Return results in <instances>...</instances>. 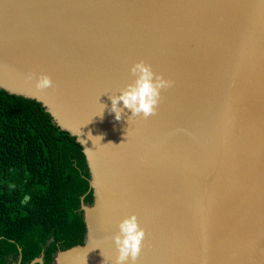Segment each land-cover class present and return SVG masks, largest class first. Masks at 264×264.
Instances as JSON below:
<instances>
[{"label":"water","instance_id":"obj_1","mask_svg":"<svg viewBox=\"0 0 264 264\" xmlns=\"http://www.w3.org/2000/svg\"><path fill=\"white\" fill-rule=\"evenodd\" d=\"M140 61L172 87L117 120L109 97ZM0 90L42 104L86 159V241L53 264H115L133 214L136 264H264V0H0Z\"/></svg>","mask_w":264,"mask_h":264},{"label":"trees","instance_id":"obj_2","mask_svg":"<svg viewBox=\"0 0 264 264\" xmlns=\"http://www.w3.org/2000/svg\"><path fill=\"white\" fill-rule=\"evenodd\" d=\"M89 180L81 145L42 104L0 90V264L84 246Z\"/></svg>","mask_w":264,"mask_h":264},{"label":"clouds","instance_id":"obj_3","mask_svg":"<svg viewBox=\"0 0 264 264\" xmlns=\"http://www.w3.org/2000/svg\"><path fill=\"white\" fill-rule=\"evenodd\" d=\"M130 71L135 77L134 83L129 84L118 96L109 97L111 111L115 113L117 120L121 119L124 109L130 110L132 117L142 115L143 118L147 119L156 114L161 91L172 87V81L156 75L151 66L143 61L134 64ZM28 79L31 80L33 77L29 76ZM51 87H53V81L48 75L42 74L35 78L37 91H44ZM121 102H123V108L119 107ZM118 227L119 233L113 237L117 250L115 264H136L145 232L140 228L138 219L134 214L123 219Z\"/></svg>","mask_w":264,"mask_h":264},{"label":"bare ground","instance_id":"obj_4","mask_svg":"<svg viewBox=\"0 0 264 264\" xmlns=\"http://www.w3.org/2000/svg\"><path fill=\"white\" fill-rule=\"evenodd\" d=\"M103 260L104 258L101 256L100 251H99L97 253H87L83 255L75 254L73 256L72 261L70 262L80 263L81 261L82 264H100L101 262L103 263Z\"/></svg>","mask_w":264,"mask_h":264}]
</instances>
